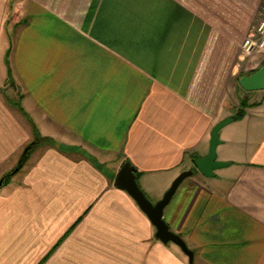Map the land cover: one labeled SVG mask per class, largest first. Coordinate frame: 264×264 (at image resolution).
I'll list each match as a JSON object with an SVG mask.
<instances>
[{"label": "crops", "instance_id": "1", "mask_svg": "<svg viewBox=\"0 0 264 264\" xmlns=\"http://www.w3.org/2000/svg\"><path fill=\"white\" fill-rule=\"evenodd\" d=\"M263 6L0 0V163L12 170L34 139L29 118L54 142L0 194V264H190L115 178L129 161L160 200L193 154L208 153L212 128L235 116L240 96L244 116L220 130L228 170L186 178L164 218L194 264H264V87L240 83L264 65L244 46Z\"/></svg>", "mask_w": 264, "mask_h": 264}, {"label": "water", "instance_id": "2", "mask_svg": "<svg viewBox=\"0 0 264 264\" xmlns=\"http://www.w3.org/2000/svg\"><path fill=\"white\" fill-rule=\"evenodd\" d=\"M240 83L247 89L263 88L264 65L250 76L242 77ZM235 118V116H229L214 125L210 133L211 139L208 153L206 155H196L193 159L194 167L182 171L173 180L171 186L166 190L160 200L153 202L146 195L139 185L137 170L129 161H125L122 164L115 178V186L128 192L149 217L156 228V237L165 244L174 243L180 247L182 252L188 257L190 264H194L195 252L188 246L187 242L180 234L170 228L164 218V209L171 201L180 184L186 178L193 176L196 172H201L207 177H212L215 175L217 169L228 166L231 163L230 161H223L217 158V147L222 142L220 130L228 123L234 121ZM26 160L27 155L24 152L17 165L1 177L0 188L5 186L8 181L21 170Z\"/></svg>", "mask_w": 264, "mask_h": 264}, {"label": "trees", "instance_id": "3", "mask_svg": "<svg viewBox=\"0 0 264 264\" xmlns=\"http://www.w3.org/2000/svg\"><path fill=\"white\" fill-rule=\"evenodd\" d=\"M8 64V70H9V75L10 77L12 76V70H11V66H10V61L7 62ZM240 108L237 110L235 117L236 118H240L244 116L245 113V108L249 105L247 103V101L243 100L240 104ZM17 106L20 107L19 104H17ZM20 110L26 114L25 110L20 107ZM29 121L32 125L33 128V132H34V139L25 147L23 153L25 152L27 155V159L30 157V155L32 154V152L40 145L44 144V143H54L52 139L42 136L41 133L39 132L35 122L33 121L32 118H29ZM22 153V155H23ZM196 156V154L192 155V158L194 159V157ZM92 159V161L100 168L104 167V164L102 162H100L98 159L94 158V157H90ZM27 161V160H26ZM139 175V174H138ZM9 182V181H8Z\"/></svg>", "mask_w": 264, "mask_h": 264}, {"label": "rangeland", "instance_id": "4", "mask_svg": "<svg viewBox=\"0 0 264 264\" xmlns=\"http://www.w3.org/2000/svg\"><path fill=\"white\" fill-rule=\"evenodd\" d=\"M9 18H8V21L11 23V24H13L14 22V18H15V15L12 13V12H10L9 13ZM8 22V23H9ZM17 28V26H15V29ZM17 30V29H16ZM13 35V34H12ZM10 53H11V49L9 48L8 50H7V55H6V62H8L9 61V57H10ZM7 64V63H6ZM7 91H8V95L12 98V99H15V100H18V99H20V94L22 93V91L20 90V88L18 87V85L17 84H15V83H13V85L10 83L9 84V82H8V88H7ZM1 94V93H0ZM2 95V94H1ZM241 99H242V101H243V96H240L237 100V103H239L240 101H241ZM241 101V102H242ZM220 147H221V144L220 145H218V147H217V158L219 159V149H220ZM219 160H221V159H219ZM223 161H225V160H223ZM218 171H220V172H223V170H224V172H225V170H228V167H226V166H224V167H221V168H219V169H217ZM8 171V167L7 166H5L4 165V163H0V179H1V177L6 173ZM189 178V177H188ZM13 179H15V178H13ZM140 185V184H139ZM7 186V185H6ZM141 187V186H140ZM8 191V188H6L5 189V186H3V187H1L0 188V194H4L5 192H7ZM151 200V199H150ZM153 201V200H152ZM153 202H156V201H153ZM174 244V243H173ZM173 246H176L177 248H179L176 244L175 245H173ZM10 251V249L8 248V252Z\"/></svg>", "mask_w": 264, "mask_h": 264}, {"label": "built area", "instance_id": "5", "mask_svg": "<svg viewBox=\"0 0 264 264\" xmlns=\"http://www.w3.org/2000/svg\"><path fill=\"white\" fill-rule=\"evenodd\" d=\"M244 46L248 53L258 52L264 56V6L259 21L254 26L250 36L245 40Z\"/></svg>", "mask_w": 264, "mask_h": 264}]
</instances>
